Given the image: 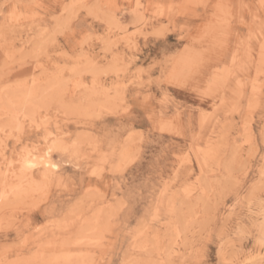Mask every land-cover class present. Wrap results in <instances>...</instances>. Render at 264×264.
Returning a JSON list of instances; mask_svg holds the SVG:
<instances>
[{"label": "rangeland", "instance_id": "rangeland-1", "mask_svg": "<svg viewBox=\"0 0 264 264\" xmlns=\"http://www.w3.org/2000/svg\"><path fill=\"white\" fill-rule=\"evenodd\" d=\"M129 1L0 0V264H264V0Z\"/></svg>", "mask_w": 264, "mask_h": 264}, {"label": "crops", "instance_id": "crops-1", "mask_svg": "<svg viewBox=\"0 0 264 264\" xmlns=\"http://www.w3.org/2000/svg\"><path fill=\"white\" fill-rule=\"evenodd\" d=\"M246 1V0H244ZM250 1V0H248ZM141 5H143V7L147 6V1L146 0H140ZM135 6H136V0H130L129 2H126L124 5V8L126 10L127 16H125V24L127 25V32L129 34L134 33L135 31L138 30V28L141 29L142 24L138 25L137 21L140 20L142 17L147 18L148 16V12L147 9H143L142 10H138L139 14H135L132 11L135 10ZM244 16L247 17V12L244 13ZM142 32H147L150 33V31H148V29L144 30L142 29ZM147 39H154L152 36H148ZM146 39V40H147ZM144 41V39L138 38V42Z\"/></svg>", "mask_w": 264, "mask_h": 264}, {"label": "bare ground", "instance_id": "bare-ground-1", "mask_svg": "<svg viewBox=\"0 0 264 264\" xmlns=\"http://www.w3.org/2000/svg\"><path fill=\"white\" fill-rule=\"evenodd\" d=\"M27 154V153H26ZM27 156V155H26ZM33 156V155H32ZM28 159V158H27ZM47 161V160H46ZM49 162H51L50 161V159L48 160ZM47 161V163L48 164H50L49 162ZM38 162L40 163V161H36V164H35V162L34 161H27V165H28V167L29 168H32L33 166H38ZM42 162H44V163H42V164H46V162L43 160ZM41 164V163H40ZM26 165V166H27ZM45 166V165H44ZM48 166V165H47ZM12 167V166H11ZM53 168L54 169H57L58 167L56 166V165H53ZM52 172V171H51ZM31 173V172H30ZM39 174V173H38ZM6 177V176H5ZM26 179V178H25ZM28 182V181H27ZM32 183V182H31ZM4 184V183H3ZM1 187V186H0ZM9 189V188H8ZM12 193V192H11ZM5 203V202H4Z\"/></svg>", "mask_w": 264, "mask_h": 264}]
</instances>
